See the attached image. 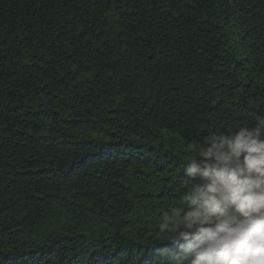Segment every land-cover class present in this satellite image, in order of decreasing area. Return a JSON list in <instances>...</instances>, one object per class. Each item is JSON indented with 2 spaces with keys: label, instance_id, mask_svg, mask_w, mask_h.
<instances>
[{
  "label": "trees",
  "instance_id": "16d2710c",
  "mask_svg": "<svg viewBox=\"0 0 264 264\" xmlns=\"http://www.w3.org/2000/svg\"><path fill=\"white\" fill-rule=\"evenodd\" d=\"M264 111V0H0V264H160L184 150Z\"/></svg>",
  "mask_w": 264,
  "mask_h": 264
},
{
  "label": "clouds",
  "instance_id": "9594fccd",
  "mask_svg": "<svg viewBox=\"0 0 264 264\" xmlns=\"http://www.w3.org/2000/svg\"><path fill=\"white\" fill-rule=\"evenodd\" d=\"M184 150L178 202L159 216L160 264H264V111Z\"/></svg>",
  "mask_w": 264,
  "mask_h": 264
}]
</instances>
